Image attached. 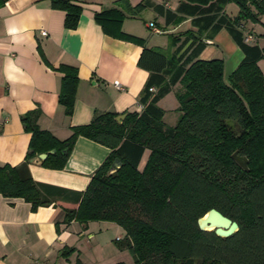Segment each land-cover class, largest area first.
I'll list each match as a JSON object with an SVG mask.
<instances>
[{"label": "trees", "instance_id": "trees-1", "mask_svg": "<svg viewBox=\"0 0 264 264\" xmlns=\"http://www.w3.org/2000/svg\"><path fill=\"white\" fill-rule=\"evenodd\" d=\"M7 1L0 0V8ZM73 1L81 0H51L52 9L66 14L68 30L77 28L83 11ZM228 1L182 0L178 13L191 17L198 31L172 37L168 51L147 48L122 31L127 16L136 18L148 8L168 22L177 18L161 5L145 0L132 7L120 0L116 8L96 14L106 34L143 47L138 66L150 76L139 99L142 111L123 113L121 123V114L96 112L63 141L37 125L39 110L28 113L23 118L31 135L26 157L18 166H0V194L23 199L33 211L58 202L77 205L64 209V224H118L126 233L118 246L136 264H264V75L258 66L264 49L248 44L240 30L246 0H238L242 12L235 19L223 13ZM222 29L244 54L228 79L223 60H199L206 40ZM54 70L62 74L58 102L71 117L78 70L65 65ZM178 84L180 117L168 127L158 104ZM80 137L110 150L85 191L33 179V160L55 151L39 163L64 170ZM118 160L122 166L110 174ZM210 209L237 222L239 231L227 239L201 232L198 219Z\"/></svg>", "mask_w": 264, "mask_h": 264}, {"label": "crops", "instance_id": "crops-1", "mask_svg": "<svg viewBox=\"0 0 264 264\" xmlns=\"http://www.w3.org/2000/svg\"><path fill=\"white\" fill-rule=\"evenodd\" d=\"M118 1H73L83 8L74 30L65 28L66 14L52 9L51 0H8L0 8V166L14 167L24 162L31 135L26 132L23 118L32 111L41 113L37 125L61 141L72 135L73 127L89 124L96 112L122 115L142 111L139 99L150 76L138 66L143 47L138 42L106 34L95 19L96 14L116 8ZM128 1L136 7L145 0ZM149 1L176 13L177 18L168 22L165 16L148 8L136 18H125L124 34L141 39L147 48H154L150 44L154 35L168 37L172 42V37L198 31L191 17L178 13L182 0ZM245 9L240 30L245 38L252 37L248 44L264 49V0H246ZM241 12L238 0H229L224 5L223 13L231 19ZM151 24L160 33H156ZM206 43L199 60H223L228 79L244 59L243 52L226 29ZM62 65L78 70L79 82L71 117L66 116L64 107L58 102L62 74L54 69ZM258 66L264 75V59ZM180 88L176 85L159 102L165 112L164 120L174 112L173 122H178L176 93ZM109 153L108 148L80 137L64 170L46 169L37 162L30 165V173L39 183L85 191ZM76 208L77 205L58 202L57 207H40L33 211L23 199L0 194V264H29L34 260L44 264L105 263V259L99 262L93 253L92 241L97 234L91 226L95 222L64 224V209ZM101 223L96 225L98 233L109 232L108 228H112L113 237L116 236V223ZM106 244L112 250L110 264H116V247L110 241Z\"/></svg>", "mask_w": 264, "mask_h": 264}, {"label": "rangeland", "instance_id": "rangeland-1", "mask_svg": "<svg viewBox=\"0 0 264 264\" xmlns=\"http://www.w3.org/2000/svg\"><path fill=\"white\" fill-rule=\"evenodd\" d=\"M150 44L154 46V48H159L160 50L168 51L171 46V41L169 40L168 37L154 35V38H152V40L150 41ZM173 119H174V112H171V114L163 121L167 125L171 124L168 126L173 127L177 124L173 122ZM170 122H173V123H170ZM148 155H149V151L146 152L144 161L140 165V169L143 168L144 163L148 158ZM101 222L102 221H95V224L94 225L92 224L91 226V229L93 230V232L97 234L96 239L92 241L93 245L95 246L93 249V253L97 256L95 258L99 260V262H103L105 259V263H100V264H110L109 258H110L112 250H110L106 244L108 243V241H110L112 242L113 246L116 247L115 248L116 255L114 259L116 264H136L131 253L128 250L120 249L118 246L117 239L121 238V240H123L126 235L124 229L118 224H116V236L115 237H113L114 235H113L112 228H108L109 232L105 231L104 233H98L97 226L102 225ZM111 264H114V263H111Z\"/></svg>", "mask_w": 264, "mask_h": 264}, {"label": "water", "instance_id": "water-1", "mask_svg": "<svg viewBox=\"0 0 264 264\" xmlns=\"http://www.w3.org/2000/svg\"><path fill=\"white\" fill-rule=\"evenodd\" d=\"M125 117L126 115L119 116L117 118L118 122L121 123L125 119ZM54 153L55 151H51L48 154ZM48 154L39 155L37 159L32 161V163L44 161L48 157ZM121 166V162L119 160L116 161L110 171V174ZM198 227L201 232L214 233L217 237L222 239L232 237L240 229L237 222L233 221L227 216H224L221 212L216 209H210L204 214V216L200 217L198 219Z\"/></svg>", "mask_w": 264, "mask_h": 264}, {"label": "built area", "instance_id": "built-area-1", "mask_svg": "<svg viewBox=\"0 0 264 264\" xmlns=\"http://www.w3.org/2000/svg\"><path fill=\"white\" fill-rule=\"evenodd\" d=\"M150 27L153 28L154 31H155L156 33H160V30H159V29H156V28L154 27L153 24H151ZM42 34H43L44 36L47 35L46 31H43ZM251 40H252V37H251V36H247V37L245 38V41H246V42H249V41H251ZM116 86H117L120 90H123L119 83H116ZM151 90H153V89H151ZM29 264H44V263L41 262V261H39V260H34V261L30 262Z\"/></svg>", "mask_w": 264, "mask_h": 264}]
</instances>
